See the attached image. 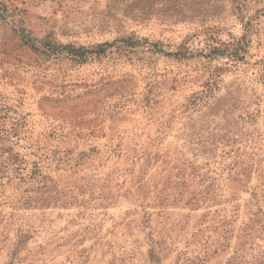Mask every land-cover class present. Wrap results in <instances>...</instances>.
I'll use <instances>...</instances> for the list:
<instances>
[{"label":"rangeland","instance_id":"374dc122","mask_svg":"<svg viewBox=\"0 0 264 264\" xmlns=\"http://www.w3.org/2000/svg\"><path fill=\"white\" fill-rule=\"evenodd\" d=\"M243 36L250 58L210 54ZM104 43L116 45L84 61L55 47ZM180 51L187 57L165 55ZM262 61L264 0H0V108L6 128L20 124L13 141L23 160L0 173V264H129L133 252L140 263L148 234L165 230L173 245L164 264L208 240L218 249L211 264H231L237 251L259 264L264 219L250 213L258 193L264 214V186L258 172L236 174L252 153L248 114L222 110L229 90L248 95ZM217 67L230 69L216 84ZM212 83L221 110L189 107ZM201 111L195 128L205 146L217 135L221 169L208 175L215 201L186 207L178 174L206 163L193 154L198 139L185 136ZM228 131L235 140H223ZM159 192L166 199L155 202Z\"/></svg>","mask_w":264,"mask_h":264},{"label":"trees","instance_id":"16d2710c","mask_svg":"<svg viewBox=\"0 0 264 264\" xmlns=\"http://www.w3.org/2000/svg\"><path fill=\"white\" fill-rule=\"evenodd\" d=\"M249 39L250 38L248 37V44L246 43V37L243 36L240 39L235 38L233 42L229 44H223L220 47L212 46L210 54L213 55V58L215 59H228L234 64L238 63L239 61H244L247 55L248 58H250L251 56L249 54V50L247 54V46L248 49L250 46ZM120 42H123L125 44V47L132 49H139L143 47L141 41L131 42L130 40H122ZM115 45L116 43H104L96 45L92 48H76L74 46L55 47H57L56 50H65L76 60L84 61L89 56L95 55L99 57L106 55L110 49L115 47ZM160 51L162 52V50ZM165 55L176 58L187 57L186 51L175 53L168 52L165 53ZM261 64L262 66L258 70L257 74H252L251 76L248 75V95L246 94V91L240 89V87L234 88V90H229L226 96H224L223 98L228 103L223 104L224 108L222 111L224 112L223 117L229 114L231 115V113L236 110L240 111L241 113L248 114V152L252 153L250 155L248 153V162L240 163L241 166L238 167L239 171L236 174L238 177L247 179L251 178L253 174L258 172L259 177L262 179V185L264 186V155L261 154V156H258L259 152H263L264 150V132H262L261 129L258 128V121L264 115V89L262 93H259L256 89L257 83H260V85L264 88V61H262ZM229 69L230 68L226 67H217L214 70V73L211 74V79L213 80V82H216L217 84V80L220 79L222 72L229 71ZM214 83L208 86L207 92H202V94H195L189 102V107H192V109H196L199 105L204 104L203 107H206L210 110L214 111L215 108L216 110H221L219 106L221 98H216V96H214ZM2 110L3 109L0 108V173L2 172V170H16V172H18L19 170H22L21 166L23 160L20 158V154L14 151L15 142L13 141V139L20 137V124H12L13 126L10 129L6 128L8 117L2 116ZM213 111H211V113H213ZM197 115L198 116L196 118L188 117L190 122H193L194 124L190 126L191 132L186 134L185 136L191 139L193 138V136H195L198 139V142L195 145V149H193L192 151L195 157H204L206 163H204L202 166H198L196 162H190L186 167L181 169L178 174V180L180 181L178 182V186L182 188L180 190H183L185 195L190 196V199H188V203L185 205L186 207L191 203H194V205H198L200 202H204L206 199H209V201L213 199L215 201V185L212 183V176L209 177L208 175H216L217 171L221 169V167H218V165L222 162L216 161L217 148L214 147V139L217 135L215 134V132L212 135V138L210 140L212 141V143L209 146H205L202 141L200 142V139H202V134L197 131V129L195 128V124L196 122L201 121V116H203L202 118L205 119L206 115L203 114V111L199 112ZM227 133L229 134L224 135V141L227 142L228 140H235V133L229 131ZM222 154L227 155L230 154V152L222 150ZM236 157H238V155H236ZM256 157H258L257 160ZM254 165H257V168ZM229 169L232 170V168ZM196 186H198V189L195 188ZM190 188H194V190L192 192H189ZM161 195L162 192H159L158 196L154 198L155 202H162L163 198L166 199V197H163ZM179 195L181 197L182 194L179 193ZM252 197L254 203H252L251 205L254 206L257 211L255 213H250L251 216L254 217V219H264V214L262 212L263 208L261 207V199L259 198V194L253 193ZM251 222L253 221H250V223ZM250 227H248L250 231H253V228ZM167 231L168 230H165L164 234H159L158 236L149 233L147 236V245L149 247V250L146 252V259L141 260L140 263L135 262V257L137 256L138 252H133L131 256H129V264H164L167 254L172 250L171 245H173L172 243L168 244V242H166L167 239H171V237L169 238ZM191 244L192 243L187 242V246L183 250H175L177 256L173 264H211L214 255L218 252L217 247L214 248V244L210 243L209 240L198 242V244L193 247H191ZM237 252H235V257L231 264H246V262L243 261V257L240 256ZM140 255L144 256L143 254ZM262 257L264 258V252H259L258 256H255L256 263L259 262V264H264V259H261ZM125 260L126 259L121 260L122 264Z\"/></svg>","mask_w":264,"mask_h":264}]
</instances>
